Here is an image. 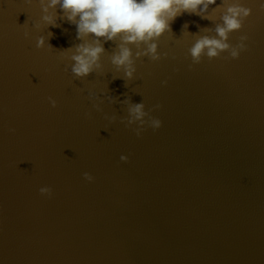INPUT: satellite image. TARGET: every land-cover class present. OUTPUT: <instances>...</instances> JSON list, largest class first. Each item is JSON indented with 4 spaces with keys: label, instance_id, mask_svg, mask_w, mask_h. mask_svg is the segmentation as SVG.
Returning a JSON list of instances; mask_svg holds the SVG:
<instances>
[{
    "label": "water",
    "instance_id": "1",
    "mask_svg": "<svg viewBox=\"0 0 264 264\" xmlns=\"http://www.w3.org/2000/svg\"><path fill=\"white\" fill-rule=\"evenodd\" d=\"M240 2L252 15L230 39L249 37L238 60L192 64L194 35L221 22L217 0L212 21L177 17L158 41L168 58L137 61L126 86L115 43L103 72L78 80L59 51L82 41L62 11L51 27L38 0H0V264H264V0ZM49 32L54 49H38ZM128 97L161 105L163 126L138 138L106 120Z\"/></svg>",
    "mask_w": 264,
    "mask_h": 264
},
{
    "label": "clouds",
    "instance_id": "2",
    "mask_svg": "<svg viewBox=\"0 0 264 264\" xmlns=\"http://www.w3.org/2000/svg\"><path fill=\"white\" fill-rule=\"evenodd\" d=\"M32 2L33 0H27L29 5ZM38 2L44 13L42 20L47 26L60 27L57 23V8L63 13L60 19L76 26L77 39L82 43L59 51L73 52L66 58L72 62L70 70L76 79L84 81L93 73L103 72L102 57L108 54L103 45L111 41L117 45L110 55L111 63L118 72L123 73L122 78L128 86L130 81L136 79L137 61L147 58L152 62H159L168 58L167 53L161 55L158 41L165 34L172 32L171 25L177 17L188 13L211 20L210 6L215 5L217 0H38ZM261 8L264 9V5H261ZM215 10L222 13L221 22L215 23L214 28L200 29V32H214V35H194L197 39L189 49L193 65L201 64L205 57L209 61L238 60L242 52L248 51L246 42L249 37L246 34L241 35L239 43L235 45L230 43V39L233 33L244 31L245 24L252 15V9L245 7L240 0H222L220 6L212 9ZM34 26L40 30L39 24ZM188 27L187 23L183 25V34ZM25 35L27 37L28 33ZM52 35L49 32L47 39L44 36L37 37L36 47L54 49L48 43ZM88 99L93 101V107L97 112H103L100 105L104 103V99L101 95L89 92ZM106 99L111 104L119 102L118 98L112 97L109 93ZM48 101L53 108L58 107V102L53 97H48ZM122 104L126 105V116L105 115V119L113 124L119 120L138 138L142 137L148 128L159 130L163 126L162 121L152 115L162 107L161 105L146 109L144 101L133 103L130 97L122 101ZM86 115L91 118V112ZM120 159L124 163L129 162L127 156L122 155ZM83 177L89 183L95 181V177L90 173L85 172ZM39 193L43 197L51 198L54 190L44 186L39 189Z\"/></svg>",
    "mask_w": 264,
    "mask_h": 264
}]
</instances>
